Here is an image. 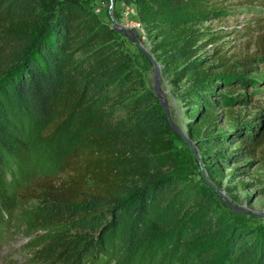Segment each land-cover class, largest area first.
Returning <instances> with one entry per match:
<instances>
[{"label": "trees", "instance_id": "trees-1", "mask_svg": "<svg viewBox=\"0 0 264 264\" xmlns=\"http://www.w3.org/2000/svg\"><path fill=\"white\" fill-rule=\"evenodd\" d=\"M225 1L137 0L165 75L183 84L186 135L198 155L190 150L188 164H203L214 183L227 168L235 179L249 159L264 162V114L224 108L250 101L233 84L264 81L252 66L264 60V17L248 29L251 55L232 61L218 43L215 64L200 55L217 38L200 23L225 11ZM135 65L110 25L79 0H0V217L16 207L7 162L27 152L10 121L35 117L53 135L76 115L85 122L81 144L60 148L56 173L26 189L35 200L27 221L46 233L34 252L40 264H97L121 226L129 239L189 231L205 261L223 252V262L264 264V228L242 225L208 186L180 174L185 158L174 151L173 128Z\"/></svg>", "mask_w": 264, "mask_h": 264}, {"label": "rangeland", "instance_id": "rangeland-1", "mask_svg": "<svg viewBox=\"0 0 264 264\" xmlns=\"http://www.w3.org/2000/svg\"><path fill=\"white\" fill-rule=\"evenodd\" d=\"M79 1L110 27L117 25L135 31V40L129 32H114L119 45L133 55L136 72L141 75L147 88L153 89L154 67L153 62L143 52L140 45L158 64L162 96L170 118L177 123L179 129L187 137L186 105L179 96L183 84L171 83L165 75L160 58L157 53L153 52L152 38L140 21L137 0ZM222 7H227V9L219 12L215 17L203 19L200 23L202 28L210 29L207 36H217L215 40L200 49V55L209 56V63L213 64L216 63L212 54L216 43L225 50V56L232 61L239 60L242 55L249 56L254 53L255 45L248 29L255 25L253 23L255 18L264 17V0H228L219 8ZM132 23H136L138 29ZM252 66L257 73L264 75V60L260 62L253 60ZM233 86L236 87V93H248L250 101H234L224 108H229L236 116L245 118L264 114V81L253 87L239 84H233ZM220 90L221 93L226 91L223 87H220ZM21 120L20 125L15 120L10 121L15 127V135L26 142L27 152L23 160L14 158L8 160L6 165L13 174L14 183L11 187L16 207L14 211L0 217V264H40L34 252L46 233L34 228L27 221L35 200L27 194L26 189L31 187L37 178L55 174L59 149L80 145L85 134V122L79 120L76 115L68 117L53 135H49L50 125L45 127L46 124H42L35 117H26ZM220 120V128L229 129L230 126L224 121L223 115L220 116ZM173 138L174 151L184 155L183 158H185L184 170L180 173L184 179L208 186L216 194L218 208L233 212L242 225L249 228H264V162L259 159L260 157L249 159L248 162L251 164L248 167L240 166L241 169L238 170L239 173L235 179L228 176L230 168H227L224 170L225 176L216 179L218 183H214L208 177L203 164L198 162H194L195 165L188 164L186 156L190 148L176 129H173ZM193 145L195 146L194 143ZM261 155L264 158V145ZM229 204L235 208L230 207ZM104 216L109 219L107 214ZM177 232L175 230L144 236L138 231L133 239H129L121 226L116 232L115 245L111 246L112 250L107 252V256L99 259L97 264H246L237 261L238 259L223 262L222 260L226 259L223 252H216L205 261L198 254L199 252H195L197 241L194 237L192 239L189 231L182 230L179 235Z\"/></svg>", "mask_w": 264, "mask_h": 264}, {"label": "water", "instance_id": "water-1", "mask_svg": "<svg viewBox=\"0 0 264 264\" xmlns=\"http://www.w3.org/2000/svg\"><path fill=\"white\" fill-rule=\"evenodd\" d=\"M111 28L114 31H119V32H129L132 36V38L135 40V34L134 32H132L131 30H127L125 28L122 27H118L117 25L111 26ZM140 48L143 50V52L147 55V57L153 62V67H154V74H153V91L156 95V97L158 98L160 104L162 105V107L165 110V114L170 122V125L173 129H176L178 131V133L182 136V138L184 139L185 143L189 146L190 150L192 151V154L194 157H198L197 155V150L195 149V146L193 145L192 142H190L187 137L185 136V134L179 129V126L177 125V123H175L173 120H171L170 118V114L168 112V109L166 107V103L165 100L162 96L163 91L161 89V85H160V74H159V67L158 64L153 60V58L151 57L150 53L145 50L141 45ZM230 205V204H229ZM230 207L235 208L234 206L230 205Z\"/></svg>", "mask_w": 264, "mask_h": 264}, {"label": "bare ground", "instance_id": "bare-ground-1", "mask_svg": "<svg viewBox=\"0 0 264 264\" xmlns=\"http://www.w3.org/2000/svg\"><path fill=\"white\" fill-rule=\"evenodd\" d=\"M132 25L135 26V28L137 27V29H138V26L136 23H132ZM131 31L134 32V34H136L134 30H131Z\"/></svg>", "mask_w": 264, "mask_h": 264}]
</instances>
